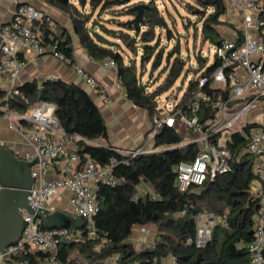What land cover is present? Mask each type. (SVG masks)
<instances>
[{"label": "trees", "instance_id": "16d2710c", "mask_svg": "<svg viewBox=\"0 0 264 264\" xmlns=\"http://www.w3.org/2000/svg\"><path fill=\"white\" fill-rule=\"evenodd\" d=\"M30 1L42 2L47 8L63 13L78 43L91 59L114 61L126 99L144 110L149 120L161 111L157 99L163 94H167L166 101L177 98L180 86L175 84L185 79L189 72L192 78L178 103L183 112L187 111L196 91L208 94L213 91L210 81L199 87L198 80L209 78L219 66V59L214 56L209 62L198 54L196 67L186 69L179 44L168 50L161 43V31L166 32L167 41L173 35L163 12L152 0L147 4L130 0ZM186 4L188 12L201 23L202 41L216 47L223 39L217 26L226 14L224 0H188ZM138 5H143L142 13L135 23ZM263 9L259 12L263 25L258 33L264 43ZM237 34L240 39L242 33L237 31ZM39 35L44 45L55 47L72 64V39L67 28L58 25L50 29L44 23ZM146 66L151 68V73L162 67L164 76L155 85L153 83L154 88L151 82L142 81ZM18 93L6 96L0 91V100H5L10 110L18 114L26 113L41 102L53 105L60 127L64 130L67 125L72 135L83 139L75 143L80 159L89 156L96 164L105 165L114 157L117 164L113 173L122 181L116 187L97 188L99 207L93 217L96 237L87 239L84 229H80L81 239L69 244L61 242L56 254L57 264H160L168 258L174 259L175 264H250L247 245L253 240V220L261 199L253 194L252 184L257 181L253 174V158L242 153L246 140L241 134L232 135L229 146L232 161L226 174L181 191L175 181L174 167L181 161L193 159L195 146L172 148L182 141L174 129L164 127L155 135L156 144L166 149L124 157L108 144L106 124L99 109L78 85L47 80L40 88L28 84ZM21 96L28 100L27 104ZM212 101L201 104V123L213 115ZM249 127L244 128L245 133ZM224 211L227 212V228L214 225L205 247H195L192 242L197 229L195 216L209 213L217 217ZM40 227L44 228L42 223ZM134 227L156 228L152 246L141 250L133 247L129 239ZM48 259L47 252L35 251L20 253L9 262L47 264Z\"/></svg>", "mask_w": 264, "mask_h": 264}, {"label": "built area", "instance_id": "2783aa9c", "mask_svg": "<svg viewBox=\"0 0 264 264\" xmlns=\"http://www.w3.org/2000/svg\"><path fill=\"white\" fill-rule=\"evenodd\" d=\"M228 1L230 6L240 11L242 34L240 39L235 37L220 40L214 50V56L220 61L219 66L209 78L201 77L198 80L199 87L210 81L213 95L196 91L185 112L178 106L181 98L165 101L163 108L160 107L161 111L150 118L139 149L129 152L127 157L133 158L144 153V147L155 138L160 129H174L182 141L172 148L195 146L193 159L181 161L174 167L176 184L183 191L188 186L198 187L207 180L211 181L226 174L232 161L229 149L232 135L241 134L246 140L242 153L253 158V174L260 184L259 190H254L253 194L261 199L260 209L253 220V240L247 245V250L250 264H264V123L261 126H252L253 122L245 119L255 104L264 102V43L258 36V30L263 25L258 16L263 5L260 0ZM46 20L49 17L44 11L32 3H24L17 6L11 21L0 28V81L13 83L17 79L25 65L19 55L20 51H30L35 56L51 55L63 63H70L55 47L44 45L34 29L36 23L41 25ZM103 65L116 69L112 60L103 61ZM75 73L91 92L102 98L103 103L109 102L105 90L88 72L76 67ZM18 94L12 88L8 96ZM21 99L25 104L28 103L25 97L21 96ZM211 99L213 115L201 123V104L210 102ZM170 101L173 108L164 115L162 111L167 110ZM54 110L53 105L41 102L26 113L18 114L10 110L5 100H0V121H7L8 128L17 131L28 144V149L15 155L25 161L37 159V163L31 166L34 184L29 191L30 204L34 208H44L52 212L48 208L49 202L60 192H68L71 195V216L83 221L82 229L86 238L93 239L96 237L93 217L99 207L97 188L116 187L122 182L113 173L117 160L112 157L105 165L96 164L89 156L81 160L75 143L83 139L66 135L54 115ZM27 124L32 130H27ZM248 126L251 127L245 133L244 128ZM70 139L73 140L71 146ZM54 167L59 170L60 177L46 180V173ZM20 214L24 224L21 236L15 245L6 249L7 260L0 255V264H13L9 262L13 257L23 252L35 251L47 252V264H57L56 254L61 241L70 238L78 241L82 238L80 229L75 232L69 227L48 230L41 228V221L24 210ZM226 219V211L217 217L209 213L195 216L197 229L192 240L195 247H205L214 225L227 228Z\"/></svg>", "mask_w": 264, "mask_h": 264}, {"label": "crops", "instance_id": "0c3cea01", "mask_svg": "<svg viewBox=\"0 0 264 264\" xmlns=\"http://www.w3.org/2000/svg\"><path fill=\"white\" fill-rule=\"evenodd\" d=\"M224 1H227L228 5H230L228 0ZM33 2L30 0H0V28L11 21L18 5L24 3L34 4ZM37 8L44 11L49 17V20H46L44 23L50 29L61 25L69 30L72 39V64L63 63L51 55L35 56L30 51H20L19 55L25 61L24 68L13 83L1 80L0 91L5 92L6 96H8L12 88L18 91L21 87L28 84H35L40 88L43 82L47 80H61L78 85L88 93L99 109L106 124L108 144L124 157H127L129 152L141 146L143 136L149 127V119L146 112L134 107L126 99L124 89L117 78L116 69L104 66L103 61L106 60H90V56L87 55L78 43L76 36L72 33L69 19L63 13L53 8H47L46 6ZM235 18L238 22L242 23L240 11L236 10ZM41 25L34 26V29L38 33ZM237 31L242 33L241 26L228 39L237 37ZM262 34L264 36V30ZM258 36H260L259 33ZM76 67L83 68L97 81L98 85L105 90V96L109 99L108 103H103L100 96L90 91L87 85L76 75ZM261 104L260 113L257 117L251 120L252 114H248L245 118L246 121L253 122V125L256 126H261L264 123V102ZM12 112L14 111L12 110ZM72 141L70 139V146L73 144ZM0 145L7 147L14 154L22 153L29 148L26 140L17 131L9 129L8 123L5 120L0 121ZM59 177V170L56 167L45 175L46 180H54ZM252 188L253 191L256 189L259 190L260 184L255 181L252 184ZM70 196L66 191L60 192L49 202L48 208L53 211L60 210L71 215L69 205ZM154 239V235L149 236L148 233L142 232V228L134 227L129 241L135 249L141 250L152 246ZM160 264L175 263L171 258H168L162 260Z\"/></svg>", "mask_w": 264, "mask_h": 264}, {"label": "rangeland", "instance_id": "374dc122", "mask_svg": "<svg viewBox=\"0 0 264 264\" xmlns=\"http://www.w3.org/2000/svg\"><path fill=\"white\" fill-rule=\"evenodd\" d=\"M129 1V0H125ZM151 0H130V2L144 3L147 4ZM155 5H157L159 11L163 12V16L166 19V23L170 29V33L173 37L170 41H167L166 32L161 31V43L168 50L171 49L175 44H179L180 55L186 61V69H193L196 67V56L200 54L203 58H207L209 62L213 60L215 47L209 45L207 42H203L201 39V23L198 21L197 17L192 16L186 9V3L188 0H152ZM261 4L264 5V0H260ZM37 7H44L42 2L34 1L33 2ZM226 14L221 17V24L217 26V30L221 37L230 38L231 34L240 28L241 22H238L235 18L236 10L228 5L227 1L225 2ZM233 8V9H232ZM139 70V65H138ZM162 67H159L151 73V68L146 66L144 75L142 76V81L144 83L151 82V87L154 88L153 83L160 81L164 74L162 73ZM161 75V76H160ZM158 76L159 79H158ZM192 78V73L189 72L185 79H180L175 84L180 86L179 92L177 94V100L180 99L183 95L185 87L188 80ZM183 81L182 85L181 82ZM151 89V88H149ZM167 94H163L160 98L157 99L159 108H163V105L166 101ZM262 104H255L249 114H252L251 120L255 119L260 113V107ZM171 101L167 104V110H163L162 113L165 115L166 112L172 109ZM242 119H240L241 122ZM27 130H32L30 127H27ZM139 149L136 148V150ZM166 149L164 146L157 145L154 139H151L147 145L144 147V153L159 152ZM145 233H148L149 236H156L157 230L153 227L143 228Z\"/></svg>", "mask_w": 264, "mask_h": 264}, {"label": "water", "instance_id": "95a60500", "mask_svg": "<svg viewBox=\"0 0 264 264\" xmlns=\"http://www.w3.org/2000/svg\"><path fill=\"white\" fill-rule=\"evenodd\" d=\"M142 6L138 5L137 23L141 19ZM264 10V9H263ZM66 135L73 134L67 125L64 127ZM37 159L25 161L18 158L10 149L0 145V255L7 260L6 249L19 240L23 231V219L20 211L32 215L41 221L45 229L69 227L72 232L83 228V221L60 210L49 211L44 208H34L29 202V191L34 179L31 166ZM62 243L76 242L73 238L63 239Z\"/></svg>", "mask_w": 264, "mask_h": 264}]
</instances>
